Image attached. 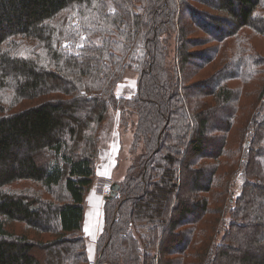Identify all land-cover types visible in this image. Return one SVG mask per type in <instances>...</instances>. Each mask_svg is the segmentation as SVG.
Segmentation results:
<instances>
[{"label":"trees","instance_id":"16d2710c","mask_svg":"<svg viewBox=\"0 0 264 264\" xmlns=\"http://www.w3.org/2000/svg\"><path fill=\"white\" fill-rule=\"evenodd\" d=\"M184 18L207 41L189 37L198 29ZM249 32L264 36V0H0V264L92 260L87 194L113 108L137 113L134 146L145 149L105 200L97 263L184 264L192 226L205 221L190 264H264V84L239 163L221 171L244 95L227 83L264 74ZM233 36V61L193 82ZM129 70L137 91L118 96Z\"/></svg>","mask_w":264,"mask_h":264},{"label":"rangeland","instance_id":"374dc122","mask_svg":"<svg viewBox=\"0 0 264 264\" xmlns=\"http://www.w3.org/2000/svg\"><path fill=\"white\" fill-rule=\"evenodd\" d=\"M213 7H215L216 5L211 4ZM208 7V6H207ZM213 7H208L209 12H211L212 14H218V12L216 10L213 9ZM184 23L190 25L192 28L196 27L198 30L194 32L193 35L189 36V37H195L197 39H203L201 41H207V37H206V33L204 31H202L203 29L199 26H196L195 20L193 19H188V18H184ZM177 25V23H176ZM251 31V30H249ZM249 35L251 37V40L254 42L255 47L258 51H260L261 53L264 54V36H259L256 35L254 33H250ZM173 42V41H172ZM176 45V40H174L173 45ZM213 45V44H211ZM237 46V39L233 36L231 38H228L227 41H224V44L222 45L223 49L221 50V53L219 54V56H216L213 58V61L207 63L206 67L198 69V71L192 76V65H188V68L186 70V72L191 73V80L194 81H198V80H209L212 81V79L217 75L218 72H222L223 69L225 68V66L227 65V63H229L231 61V59L233 58V56H235V49ZM208 46L207 44L205 45H200L198 48L195 46H191L189 49L190 51H194V53H201V50L203 51L204 49H207ZM198 51V52H197ZM173 54V51H172ZM171 54V55H172ZM176 57V55H175ZM233 61V59H232ZM194 68V67H193ZM264 69V68H263ZM220 70V71H219ZM264 73V72H263ZM138 75L139 73L135 70H129L125 73L124 77L122 78V80L120 81L118 87H117V95L118 96H125L127 98H130L132 96L135 95V92L137 91V79H138ZM264 74H261L260 76H258L257 79L249 82V83H243L239 80H231L227 83L228 86H236L237 88H240V91L244 93V95L241 97L240 101H239V107H238V113H237V119L234 122V130L232 131V133H230L228 135V140L231 139L233 140V143L231 142L232 145H234L232 148H227L225 150V157L223 156L221 158V160L223 161L222 163V170L223 172H226L229 167L231 168L230 172H233V170L235 169V163H239V161H234V160H238L240 159V155L238 157L237 154L238 152H240V148L243 145L244 139L245 137H242L241 133H242V128H243V124L245 123V120L247 119V110L251 112L252 109H256L257 104L259 102L258 100V95H259V91H257L260 87V85L264 84ZM189 80V79H188ZM123 96V97H124ZM214 101V102H213ZM264 99L261 101L263 102ZM27 105L30 104V102L26 103ZM217 105L218 107L220 106V102L219 100L216 101V99L212 96H209L207 98V106L209 105ZM26 106V105H23ZM214 107V106H212ZM125 110V111H124ZM122 110L117 109V108H113L111 111V115H110V119L107 121L104 132H103V137H102V141H101V149H102V155L107 157L108 154L110 153H114L115 152V146L117 144H115L112 147V136L113 132L115 130H119L120 133V138H121V145H122V150L120 152L119 155V163H117V165L112 169L111 171V176L113 178L114 181H119L122 178H125L128 171H130V169L133 167V164L135 163V161H137V159H140V155L143 153L144 149H145V142L141 141L139 143V146L137 148H135L134 146V140H135V136H134V130H135V124H138V115L137 113H132L130 112L129 108L128 109H124ZM249 112V113H250ZM243 115V116H242ZM214 117H216V115L214 114ZM213 117V118H214ZM126 119H127V124H126ZM132 122V125H131ZM247 122V121H246ZM113 125V130L110 133V130L112 128ZM131 129V130H128ZM118 132H116L115 134H117ZM118 133V134H119ZM230 140V141H231ZM101 149H100V153H101ZM118 149V147H117ZM232 151H231V150ZM237 153V154H236ZM236 154V155H235ZM236 157V158H235ZM100 158V156H99ZM226 160V161H225ZM210 161V160H208ZM221 163V162H220ZM226 163H233V167L230 166L231 164H226ZM226 164V165H225ZM236 167H238L241 171V167L238 166L236 164ZM239 183L237 182V184L235 185V196L238 193V185ZM217 191H219L217 188L214 187V189L212 190V192H210L208 194L209 198H210V202L213 203L214 206H220L219 204L222 203V201L225 199L224 194L219 195L216 194ZM232 193V191L230 192ZM218 196V198H217ZM108 198V197H107ZM223 198V199H221ZM198 223V222H197ZM205 227H207L206 222L203 221L202 223H198V224H194L192 226V228H194L192 230V235H193V243L191 246H189L186 251L189 252V255H186V257L184 258V264H186L190 258L191 255H193V251L196 250L197 248H199V246H197V242L201 244V240H199L200 238L202 240H204V236H205V232L203 231L205 229ZM13 230L17 231V232H21L25 229V226L23 224H15V226L12 227ZM195 241V243H194ZM94 259V258H93ZM173 259V258H172ZM188 264H190V261L188 262Z\"/></svg>","mask_w":264,"mask_h":264},{"label":"crops","instance_id":"0c3cea01","mask_svg":"<svg viewBox=\"0 0 264 264\" xmlns=\"http://www.w3.org/2000/svg\"><path fill=\"white\" fill-rule=\"evenodd\" d=\"M116 132L119 133V130H115L113 132L114 136H112V147L117 144L115 146V152L105 157L102 155L103 151L101 149L97 168L98 180L107 179L112 182L114 181L111 176V171L117 163H119V155L122 150L120 133L115 134ZM105 200L106 198L101 195L100 191L95 186H93L87 194L84 233L88 246V253L92 259L97 257V240L104 226Z\"/></svg>","mask_w":264,"mask_h":264},{"label":"built area","instance_id":"2783aa9c","mask_svg":"<svg viewBox=\"0 0 264 264\" xmlns=\"http://www.w3.org/2000/svg\"><path fill=\"white\" fill-rule=\"evenodd\" d=\"M96 188L100 191L101 195L104 198L109 197V195L112 192L113 189V182L111 180H107V179H100L97 181V185ZM89 264H98L95 259H92Z\"/></svg>","mask_w":264,"mask_h":264},{"label":"water","instance_id":"95a60500","mask_svg":"<svg viewBox=\"0 0 264 264\" xmlns=\"http://www.w3.org/2000/svg\"><path fill=\"white\" fill-rule=\"evenodd\" d=\"M119 189H120V183L118 182H114L113 183V189H112V192L111 194L109 195V199H112L114 198L116 195H118V192H119Z\"/></svg>","mask_w":264,"mask_h":264}]
</instances>
